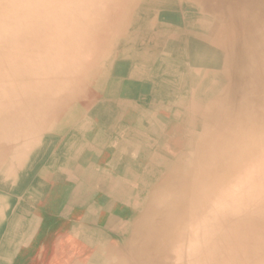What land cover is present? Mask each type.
Wrapping results in <instances>:
<instances>
[{
    "label": "bare ground",
    "instance_id": "bare-ground-1",
    "mask_svg": "<svg viewBox=\"0 0 264 264\" xmlns=\"http://www.w3.org/2000/svg\"><path fill=\"white\" fill-rule=\"evenodd\" d=\"M143 80L189 81L186 140L149 162L123 246L85 264H264V0H0V184L27 190L57 134Z\"/></svg>",
    "mask_w": 264,
    "mask_h": 264
},
{
    "label": "rangeland",
    "instance_id": "rangeland-1",
    "mask_svg": "<svg viewBox=\"0 0 264 264\" xmlns=\"http://www.w3.org/2000/svg\"><path fill=\"white\" fill-rule=\"evenodd\" d=\"M162 81L160 77L158 84ZM155 84L130 81L128 89L122 85L112 100L97 101L77 117L64 133L57 134L49 152L39 156L40 165L24 192L0 184V264H85L96 245L111 242L118 249L123 246L130 234L129 222L154 179L149 175V162L157 155L178 152L186 140L176 118L183 111L174 113L188 101L189 81H182L183 92L166 93L169 97L162 98L154 91ZM123 98L131 99L139 109L132 105L120 108L117 103ZM65 135L68 140H61ZM7 198L18 206V212L25 207L18 223L10 220V208L4 206Z\"/></svg>",
    "mask_w": 264,
    "mask_h": 264
}]
</instances>
